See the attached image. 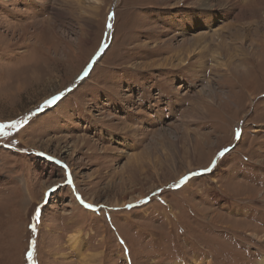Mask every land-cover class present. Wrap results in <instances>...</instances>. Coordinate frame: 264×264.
I'll return each instance as SVG.
<instances>
[{"label":"rangeland","instance_id":"obj_1","mask_svg":"<svg viewBox=\"0 0 264 264\" xmlns=\"http://www.w3.org/2000/svg\"><path fill=\"white\" fill-rule=\"evenodd\" d=\"M236 1L0 0V264L264 259V0Z\"/></svg>","mask_w":264,"mask_h":264},{"label":"snow or ice","instance_id":"obj_2","mask_svg":"<svg viewBox=\"0 0 264 264\" xmlns=\"http://www.w3.org/2000/svg\"><path fill=\"white\" fill-rule=\"evenodd\" d=\"M111 27H112V25L108 24V28H111ZM105 47H106V45H105ZM57 99H58V97H54L53 100L50 101V103H54ZM20 123L21 122H19V121H15V122H12L11 124H0V133H3V134L6 135V133L4 132L5 129H7V128H17V125L20 124ZM239 134L240 133H239V130H238L237 133H236L237 139L239 138ZM224 151H227V149H225ZM223 154H224L223 152L220 153V155H223ZM40 155H43V154L41 153ZM47 159L49 161H53L55 164H58V165L61 163L60 161L55 160V158L51 157V156L47 157ZM62 167L65 169V171H67V166L66 165H62ZM187 179H188V177H184L182 179L181 183L186 182ZM65 183H67V184H71L72 183V179H71V175L70 174L67 176V178L65 180ZM60 187H61V185H56L55 187L50 188L48 190V192L45 193V203L48 202L49 195L51 193H54ZM77 198L79 199V197H77ZM41 207H42V205H38L36 207V210H35L34 218L37 220V222L39 221ZM88 207H91V205H88ZM31 227L33 228V230H35V226L34 225H32ZM31 258H32V255H31V253H29V259H31Z\"/></svg>","mask_w":264,"mask_h":264},{"label":"bare ground","instance_id":"obj_3","mask_svg":"<svg viewBox=\"0 0 264 264\" xmlns=\"http://www.w3.org/2000/svg\"><path fill=\"white\" fill-rule=\"evenodd\" d=\"M95 1H100V0H95ZM191 0H184V4L185 3H187V2H190ZM193 1V0H192ZM79 2H80V0H79ZM232 2H233V0H205V2H203L202 4H200V5H197V7L195 6V8H198V7H200V6H205L206 8H208V9H210V10H214V9H216V7L217 8H221V7H223L224 8V10H225V15H227V14H229L230 13V10L232 9V8H235L236 7V5H234V4H232ZM235 2H237L236 0H235ZM81 3V2H80ZM197 3V2H196ZM199 4V3H198ZM192 5H193V3H192ZM214 34H215V32H214ZM205 36H202V38H196L195 40H194V42H193V44L194 45H197L198 44V42L201 40V39H203ZM212 39L215 37V35L214 36H210ZM263 39H264V37H263ZM205 40H206V38H205ZM191 46H188V48H186L185 49V47L184 46H182L181 47V50H190L189 52H195V50H192V49H190L191 47H192V44H190ZM205 50V49H204ZM199 53H201V52H198L197 54H199ZM195 54V53H194ZM176 55H178V53L176 54ZM175 55V56H176ZM172 64V63H171ZM200 111H202L201 109H200ZM202 115H205V114H203L202 113ZM128 131V130H127ZM58 151V150H57ZM176 156V155H175ZM177 157V156H176ZM175 157V158H176ZM140 166V165H139ZM144 167V166H143ZM158 167V166H157ZM156 167V168H157ZM152 168V167H151ZM136 169V168H135ZM139 175V174H138ZM142 175V174H141ZM147 180V179H146ZM230 218V217H229ZM72 241H75V242H77V240L79 241V238H78V236H77V238L75 237H71L70 238ZM258 264H264V259L263 260H261V262H259Z\"/></svg>","mask_w":264,"mask_h":264}]
</instances>
